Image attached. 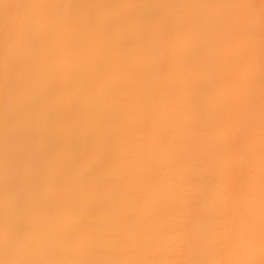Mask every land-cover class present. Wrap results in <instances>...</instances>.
Returning <instances> with one entry per match:
<instances>
[{
  "label": "clouds",
  "instance_id": "obj_1",
  "mask_svg": "<svg viewBox=\"0 0 264 264\" xmlns=\"http://www.w3.org/2000/svg\"><path fill=\"white\" fill-rule=\"evenodd\" d=\"M0 264H264V0H0Z\"/></svg>",
  "mask_w": 264,
  "mask_h": 264
}]
</instances>
